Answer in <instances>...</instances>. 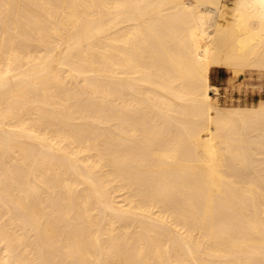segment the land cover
Masks as SVG:
<instances>
[{
  "label": "bare ground",
  "instance_id": "bare-ground-1",
  "mask_svg": "<svg viewBox=\"0 0 264 264\" xmlns=\"http://www.w3.org/2000/svg\"><path fill=\"white\" fill-rule=\"evenodd\" d=\"M214 68L264 72V0H0V264H264V99Z\"/></svg>",
  "mask_w": 264,
  "mask_h": 264
},
{
  "label": "rangeland",
  "instance_id": "rangeland-1",
  "mask_svg": "<svg viewBox=\"0 0 264 264\" xmlns=\"http://www.w3.org/2000/svg\"><path fill=\"white\" fill-rule=\"evenodd\" d=\"M211 83L219 87L218 102L222 106L252 104L264 99V72L245 70L238 77H234L225 68H214L211 71Z\"/></svg>",
  "mask_w": 264,
  "mask_h": 264
}]
</instances>
